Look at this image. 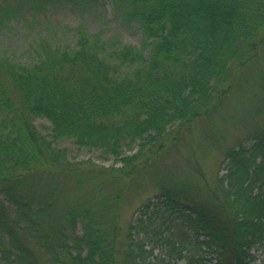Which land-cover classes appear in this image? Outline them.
<instances>
[{
    "label": "trees",
    "instance_id": "obj_1",
    "mask_svg": "<svg viewBox=\"0 0 264 264\" xmlns=\"http://www.w3.org/2000/svg\"><path fill=\"white\" fill-rule=\"evenodd\" d=\"M106 1L0 0V26L29 18L41 24L20 56L0 54V264H41L28 239L51 264H177L172 255L186 264H253L254 245L264 254V126L249 146L229 149L227 172L209 196L164 189L157 205L194 234L197 254L186 256L183 242L155 226L164 215L155 208L127 230L108 220L113 204L102 196L103 182L101 196L69 206L61 221L48 224L55 189L41 192L34 177L48 173L45 167L72 173L88 163L73 161L60 144L99 152L134 178L169 136L177 141L196 120L212 117L264 50V0H108L116 22L139 31V45L105 26L59 28L51 19L87 13L104 25ZM258 80L264 97V71ZM257 111L264 112V98ZM38 119L48 122L47 133ZM122 197L114 195L116 205ZM148 237L164 245V256L146 247Z\"/></svg>",
    "mask_w": 264,
    "mask_h": 264
},
{
    "label": "rangeland",
    "instance_id": "obj_2",
    "mask_svg": "<svg viewBox=\"0 0 264 264\" xmlns=\"http://www.w3.org/2000/svg\"><path fill=\"white\" fill-rule=\"evenodd\" d=\"M105 4V10H102V13H108V17L104 19V25L97 21L96 16H90L87 13L74 15L58 12L51 19L58 21L56 23L60 24L59 28H62L63 25L79 23L89 25V27L105 26L110 31L119 34L125 42L139 45L141 40L139 31L135 28L122 27L113 17L112 3L107 0ZM38 20L30 24L31 19L29 18L28 23L19 20L0 26V54L20 56L29 47L31 37L40 30L41 24H38ZM26 24L32 26L29 32L25 30L28 27ZM51 35L56 36L57 34L51 33ZM263 71L264 50L260 52L257 59L237 75L231 95L212 117L196 120L180 135V139L177 141H172L169 136L164 141L165 147L160 156L155 157L150 164L144 166L134 178H127L125 175L119 174L117 170L122 164L114 163V160H103L100 158L99 152L78 149L69 141L60 144L62 147L69 148L73 161L88 163L82 164L79 171L72 173L56 172L54 169L45 167L42 170L47 169L48 173L42 174L43 177H34L33 182L37 184L38 188L42 187L41 192L42 190L49 192L52 188L55 189L53 200L56 202V210L53 212L54 220L51 218L52 221L50 220L51 222L48 224L54 225L61 221L62 214L69 206L101 196V184L98 183L103 182L106 186L102 196L109 199L108 203L113 204L108 220L116 219L121 229L127 230L136 218L157 209L164 215L155 221V226H161L164 235L171 237L173 241L183 242L185 246L183 254L186 256L197 254L194 234L179 224L177 217H174L169 211H165L164 206L161 205V207L157 204L164 198L162 194L167 188H180L191 198L195 196L205 198L206 194L209 196L210 190L219 187V178L227 172L225 158L229 149L237 147L241 143L244 146H249L253 131L264 126V112L257 111L264 98L258 80L259 74ZM35 123L41 131L48 132L45 127L48 126L46 120L38 119ZM150 157L148 156L147 159ZM147 159L145 156L139 163H143ZM112 173L115 174V178L111 177ZM118 193H121L123 197L116 205L113 197ZM0 199L5 200L2 193H0ZM150 203L152 205L146 209L145 206ZM164 220L166 223L162 224ZM76 232L82 233L80 223L76 225ZM20 234L22 236L24 232L20 231ZM139 235L144 236L142 232ZM2 236L4 234L0 229V237ZM152 238L145 239L146 247L153 249L156 256H164V245ZM27 244L36 251L41 264H51L45 250L35 241L28 239ZM249 252L254 256L253 264L262 263L264 254L260 245H254ZM169 257L177 264H186V259L180 258L178 255ZM209 257L213 258L212 255ZM212 262L214 263L215 259Z\"/></svg>",
    "mask_w": 264,
    "mask_h": 264
}]
</instances>
